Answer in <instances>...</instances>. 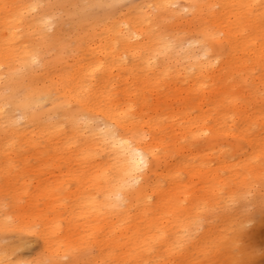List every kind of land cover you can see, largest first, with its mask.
<instances>
[{
	"label": "bare ground",
	"instance_id": "1",
	"mask_svg": "<svg viewBox=\"0 0 264 264\" xmlns=\"http://www.w3.org/2000/svg\"><path fill=\"white\" fill-rule=\"evenodd\" d=\"M254 128L264 0H0V264H163Z\"/></svg>",
	"mask_w": 264,
	"mask_h": 264
},
{
	"label": "rangeland",
	"instance_id": "2",
	"mask_svg": "<svg viewBox=\"0 0 264 264\" xmlns=\"http://www.w3.org/2000/svg\"><path fill=\"white\" fill-rule=\"evenodd\" d=\"M182 4V1L177 3ZM188 12L185 6L181 8L183 19L189 16ZM54 25L50 32L55 30ZM64 28V32L70 29L69 24H65ZM15 112L14 117L22 122L23 119L18 116L19 111L14 110L13 114ZM263 137L264 128L250 130V138ZM257 142L263 144L262 139L246 142L224 136L213 142L214 149L225 150L223 159L226 164H232L231 168L238 170L240 174L224 167L220 171L221 182L216 185L219 189L215 194L192 205L186 214L178 217V221L171 218L169 224L173 225V249L163 253L164 246H156L164 260L163 264H264V158L257 161L259 165L251 168L252 172H247L241 167L247 153L258 151L253 150ZM197 144L196 146H199ZM238 144L242 145L241 149L237 147ZM219 154L216 150L210 154L211 167L217 164ZM185 205H188V202H185ZM9 236L16 241L14 233ZM30 238L31 243L18 250V253L25 257L33 256L39 247L37 241L31 236ZM91 251L92 254L97 253V249L93 248ZM157 258L153 257L154 263L158 261ZM63 259L64 264H67L70 257Z\"/></svg>",
	"mask_w": 264,
	"mask_h": 264
}]
</instances>
